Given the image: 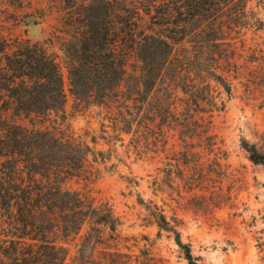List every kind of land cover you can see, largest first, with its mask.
<instances>
[{
	"label": "trees",
	"instance_id": "1",
	"mask_svg": "<svg viewBox=\"0 0 264 264\" xmlns=\"http://www.w3.org/2000/svg\"><path fill=\"white\" fill-rule=\"evenodd\" d=\"M8 1L0 0V12ZM251 2L67 0L62 51L71 94L112 116L109 138L133 134L140 147L149 145L152 134L158 148L173 132L187 146L174 156L189 160L194 155L189 139L197 140L201 149L216 153L221 166L213 118L226 111L222 95L233 96L236 40L263 26ZM2 22L0 264H103L93 255L118 250L121 221L109 204L97 205L65 184L100 172L94 163L104 164L105 154L95 148L97 139L93 147L64 129L66 92L56 56L7 36ZM257 58L252 54L248 62ZM132 59L137 66L129 71ZM243 147L253 163L264 166V155L247 143ZM180 160L175 159L178 170ZM151 213L161 230L175 234L188 264H201L158 208Z\"/></svg>",
	"mask_w": 264,
	"mask_h": 264
},
{
	"label": "rangeland",
	"instance_id": "2",
	"mask_svg": "<svg viewBox=\"0 0 264 264\" xmlns=\"http://www.w3.org/2000/svg\"><path fill=\"white\" fill-rule=\"evenodd\" d=\"M5 4L0 12L5 34L39 44L57 58L66 92L61 121L64 129L83 136L93 147L91 141L97 139L95 148L107 159L104 164L94 163L100 172L65 184L91 196L97 205L109 204L121 221L123 243L118 250L99 249L93 255L96 261L188 264L175 234L158 227L151 213L158 208L199 263L264 264V166L253 163L243 147L247 143L264 155V71L259 64L264 63V0L251 2L263 26L261 30L243 31L236 40L233 96L222 95L227 101L226 111L213 118V134L218 136L213 144L223 149L221 166L217 165L216 153L201 149L197 140L189 139L194 153L189 160L181 154L174 156L186 151L187 146L173 132L158 148L152 134L149 145L140 147L133 134L123 135L119 141L109 138L114 135L112 116L105 109L85 107L70 91L62 51L67 0H9ZM32 22L40 28L35 37L29 33ZM255 53L259 58L251 64L248 59ZM131 63L129 71L137 66L134 59ZM18 122L30 125L29 120ZM33 123L42 125L37 119ZM175 159L183 162L180 170ZM190 184L194 186L188 188ZM107 251L112 254L106 255Z\"/></svg>",
	"mask_w": 264,
	"mask_h": 264
},
{
	"label": "water",
	"instance_id": "3",
	"mask_svg": "<svg viewBox=\"0 0 264 264\" xmlns=\"http://www.w3.org/2000/svg\"><path fill=\"white\" fill-rule=\"evenodd\" d=\"M29 33L31 36H34V37L38 36L40 34L39 26L34 22L30 23Z\"/></svg>",
	"mask_w": 264,
	"mask_h": 264
}]
</instances>
